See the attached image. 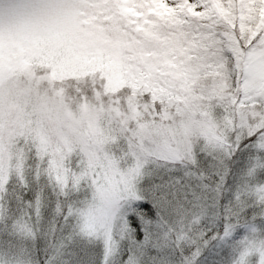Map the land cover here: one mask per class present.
I'll return each instance as SVG.
<instances>
[{"label": "snow or ice", "instance_id": "6c2138e0", "mask_svg": "<svg viewBox=\"0 0 264 264\" xmlns=\"http://www.w3.org/2000/svg\"><path fill=\"white\" fill-rule=\"evenodd\" d=\"M0 264H264V0H0Z\"/></svg>", "mask_w": 264, "mask_h": 264}]
</instances>
